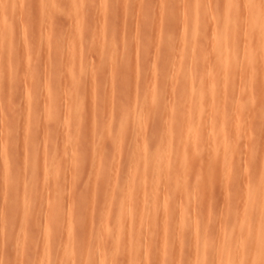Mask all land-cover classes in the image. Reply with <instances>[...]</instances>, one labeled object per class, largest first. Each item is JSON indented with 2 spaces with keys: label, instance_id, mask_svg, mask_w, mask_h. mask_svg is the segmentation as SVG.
Masks as SVG:
<instances>
[{
  "label": "rangeland",
  "instance_id": "obj_1",
  "mask_svg": "<svg viewBox=\"0 0 264 264\" xmlns=\"http://www.w3.org/2000/svg\"><path fill=\"white\" fill-rule=\"evenodd\" d=\"M42 1L15 0L10 11L9 4L6 6L5 0H0V13L10 15L8 17L11 18H20H13L16 22L17 20H20V22L18 21V26L15 27L14 25L6 36L16 42L23 41V39L27 41V49H24L26 54L22 49H19L12 58L13 66L17 70L16 73L19 78L16 77V81L15 79L12 82L10 81L11 85L6 86L3 94L1 93L3 98L6 97L4 102L9 100V106L12 103L8 109L4 102L0 103L2 112H5L3 115L6 116V119H3V116L0 117V131H3L2 122L4 120L3 123L7 122V128L10 131L13 129L14 135H11L12 131L10 135L11 138L12 136L15 137V140L11 139V141L13 140L11 144H9L11 141L4 143V140H2L3 143H0V149L3 146L8 149L7 151L11 154L10 161L15 158L12 156L13 154L16 155V158H19L18 160L15 158V161L10 162V169L20 171L22 175L23 170L29 169L32 162L37 161L36 158L32 157L24 158L23 151L21 152L25 136L20 127L23 126V123H26L23 120L25 116L27 120L26 109L32 104L38 105L37 109L33 110L34 118L30 123L32 129L41 128L40 131H44L43 125L48 121L50 122V120L57 124L54 135L41 133L36 137L43 149L52 146L56 148V161H46L45 158L43 160L39 158L40 161L37 163L36 169L34 168L37 178L32 184L33 191L28 192V194H33L32 204L30 203L32 209L29 210V214L31 217H34L36 213L38 215L39 212L41 213L40 216L42 215V231H40L42 234L37 235L40 242L48 236L44 231L46 229L44 228L45 217L49 214L50 216L60 215L62 222L59 229H55L54 226L50 228L49 237L52 244L53 234L57 235V230L64 231V228L67 227L69 204L81 200L86 195V199L89 200L86 207L90 211L78 213L77 217L80 219L78 225L86 228L89 223L86 230H89L90 225H92L91 232L95 233L105 215L101 213L106 205L105 195L111 192L112 188L111 193L113 194L122 185L123 187L126 185V181H123V178L125 180L126 178L122 176H128L126 173L129 169L126 167H129L135 149L140 145L139 143L145 140L146 145L148 144L149 149L153 151L158 145H164V135L168 130H172L174 143L177 145L182 141L181 120L188 119L187 116L190 113L191 106L188 99L183 95V88H186L187 81L183 80L177 84L180 78L177 80L178 75L175 69L179 61L181 47V23L178 19L167 21L165 18L164 15L168 8L167 5L164 6L166 0H105V2H103L104 0H91V3L89 0H85L84 7L82 5L78 6L81 12L84 10L82 14L83 22L87 18L88 20L85 24L83 23L84 26L82 25L83 27L80 29L75 28V18L78 12L76 9H79V7H74L73 11V7H70L71 4L67 0H60L61 2L57 0L59 3L55 2V6L48 5L42 9L43 7H40ZM222 2L223 0H208L206 6H200L203 9L200 15L207 14V9L210 8H217L218 11H222L225 7ZM2 7L3 9H1ZM22 11L25 14H21ZM79 14L82 16L80 12H78V16ZM104 17L106 18L104 21L106 26L102 20ZM23 19L25 20L24 23H22ZM90 19L92 21L95 19V21L87 23L91 21ZM100 22L103 23L104 28L102 24H98ZM203 25L204 30L205 27L208 29L207 23ZM20 27L24 30L21 31ZM111 35L115 38V44L112 48L106 45L110 42ZM102 43L101 48L104 50L99 49ZM102 50L103 52H100ZM3 57L5 59L6 55H3ZM197 58L200 61V68L204 71L206 66L213 63L208 55L202 54L201 49ZM257 67L259 70H263L264 64H258ZM235 72L237 77L227 91L229 114L223 119L213 118L211 120L212 128L216 130L213 134L220 131L224 132L226 140L231 143L230 146H234L232 151L227 150L225 152V150H222L224 156L229 157V161H227L229 169H221V157L212 159L209 152H202L200 154V168L215 169L211 177L204 182H200V191L196 194L198 201L187 210L189 215L191 212L190 216L195 215L197 217L200 230L203 228L209 230L210 237L212 236L215 239H222L231 231V229L223 228L220 224V220L227 209L232 206L243 208L245 201L242 196L237 195L238 190L244 185L256 189L261 183L260 176L264 154V116L260 113V107L264 106V81L255 80L253 83L250 82V84L252 83L251 94L255 101L250 106H245L246 110L243 118L247 120L246 117L248 119L253 117L250 123L252 129L250 133L239 132L236 130L235 125L236 116H238L235 107L237 108L236 105L240 101L239 99L243 100L242 98L246 94L244 86H246L249 79L245 78V72L239 69ZM180 89H183V91H178ZM49 100L52 102H49ZM49 103H52L54 108L48 107ZM203 105L204 116L200 119V145L208 148V141H210L212 134H210L209 125H205L207 124L205 122H209L206 111L210 106L219 108L220 102L218 99L213 103L206 100ZM68 107L72 110L70 116L66 110ZM248 111L249 116L246 114ZM53 112L55 117L50 119L49 116ZM139 117L143 119L141 125L137 124V118ZM14 123L18 124L17 126L21 130ZM66 123L70 125V137H68L65 129ZM13 124L14 128L12 127ZM17 129L20 131H16ZM117 131L121 133L124 139L121 142L125 141L124 145H119L120 147L114 145V141L117 140ZM128 139H131L130 142ZM139 139L140 141H138ZM20 140H22V143ZM14 141L15 143H13ZM136 141L139 143L137 144ZM134 144L138 147L135 148ZM150 145H152V149ZM188 148L189 146H186V149ZM176 151L174 150L172 153ZM136 161L139 167L148 173L155 169L152 164L153 160H147L141 153L137 154ZM51 164L54 171L47 175L46 172L52 167ZM190 164L184 170L177 163L173 164L172 170L169 169L179 175H186L187 173L189 178L192 179L197 165L192 163L191 166ZM120 166L124 170L126 168L127 171H122ZM118 167L120 168L117 169ZM236 169L239 170L238 173ZM158 170L160 173L156 175L157 183H152V177L150 176L151 178L136 193L147 196L152 191L158 193L165 191L168 197L176 198L178 191L185 189L184 182L179 181V183H176L170 176L172 175L170 172H164L162 169ZM191 171L192 176L190 175ZM2 172L0 165V196L3 195V187L8 186V180ZM53 174L57 176L60 187L55 188L52 186L51 178ZM116 184H119V186L117 187ZM115 185L117 188H115ZM73 188L75 189L73 190ZM254 192L255 194L259 193L257 190ZM11 196L10 198L9 196L8 198H6L7 196L0 197V212L4 213L6 211L3 214L5 219L1 218L3 216L0 213V223L4 226L3 228L0 224V237L4 234L1 237L3 242L0 238V248L2 250L6 248L4 249L5 253L3 252L5 256L0 249V264H13L19 260L17 259L19 256L15 249L14 238L17 239L21 235V231H19L20 210L11 209L14 203ZM3 198L5 199L3 200ZM35 200H38L36 202L38 206ZM33 203L36 208L32 206ZM24 204L29 205V202L25 201ZM56 205H59L57 210L54 209ZM2 208H7V210L3 211ZM250 213V217L245 219L244 225L252 224L255 221L257 213L255 204H253ZM13 215H17L16 219L13 218ZM153 215L158 220H164L163 209L157 208ZM170 215H173L172 210ZM2 219L3 223L7 221V224L6 222L3 224ZM12 225L16 227L14 228ZM30 229L28 231L29 235H33L34 231L32 232ZM33 230L37 231L36 229ZM152 234L157 235L156 238L160 237L158 236L160 235L159 231H153ZM11 235H13L12 239L9 238ZM122 235H125V233L123 232ZM30 237L26 239L28 247L31 245V242L28 241ZM199 240L200 247L206 249L212 247V242L208 238L205 240L200 237ZM192 245H194V241L190 240L183 249L184 253L191 255L188 261L189 264H193L195 260L192 255L194 252ZM40 247L39 250L30 247L31 249L28 248V252L29 255L34 253L31 255L32 258L37 256L35 253H39L36 259L38 260L40 257L38 260L40 264H45V258H43V255L40 256ZM94 247L95 239H92L85 246H75L72 253L79 255L81 258L84 250H91ZM57 254L58 251L56 256H58ZM206 257L207 255L204 256V259ZM118 261V255H111L110 264H117ZM64 263L65 261L56 257L50 264ZM129 264H137V260L133 259ZM138 264H141V262Z\"/></svg>",
  "mask_w": 264,
  "mask_h": 264
},
{
  "label": "bare ground",
  "instance_id": "obj_2",
  "mask_svg": "<svg viewBox=\"0 0 264 264\" xmlns=\"http://www.w3.org/2000/svg\"><path fill=\"white\" fill-rule=\"evenodd\" d=\"M13 1L15 0H5L6 6H8L9 4V9L13 8ZM59 1L43 0L42 2H40L42 3L40 4V7H43L42 9H44L48 5L52 7L55 6V2L59 3ZM84 1L85 0H67V2L71 4L70 7H73V11L74 7H79L78 5H82V7H84L87 0L85 2ZM89 1L91 3V0ZM103 2H105V0ZM207 3L208 0L165 1L164 6L167 5L168 8L164 16L167 21L178 19L180 20L179 23H181V47L179 52V61L176 64L175 69L178 75L177 80L178 78H180L177 81V84L181 83L183 80L187 81L186 88H183V95L186 99H188L189 105L191 106L190 113L187 116L188 119L181 120L180 127L182 129V141L177 145L174 143V134L172 130H168L164 135V145H158V147L153 151L149 149L150 147L148 146V144L146 145L145 140H142V143L136 141L137 144L139 143L140 145L138 147L135 146L136 144H134V147L138 148L135 149V154H133L132 161L130 159L131 162L129 167H126L129 170L127 171L126 168L124 170L120 166L122 168V171H127L126 174H128V176L121 175L122 177L126 178V180L123 178V181H126V185H124V187L122 185L123 188L119 187L120 189H118L117 192L114 191L113 194L111 193L113 191L112 188V191L108 192L105 195L106 205L101 212L105 215L103 216V220L101 221L102 223L100 224L99 228H96L95 233L91 232L92 230L90 228L92 225H90L89 230H86L89 223L86 225V228L78 225V223L80 222V219L77 217L78 213L82 211H90L86 207L89 200L86 199L87 195L85 194L86 196L82 197L81 200H76V202L71 201L72 204H69L70 206L68 207L67 213V227L66 229L64 228V231L57 230V235L53 234L52 244L49 237L50 228L54 226L55 229H59L62 220L60 219V215L50 216L49 214L47 215V217H45L44 228L46 229H44V231L48 236L45 240H43L41 236L42 242H40V238L37 235L40 233V231H42V215L40 216V212L38 213V215H36L37 213L34 214V217H31V215L29 214V210L32 209L30 203L32 204L33 194H28V192L33 191L32 184L37 178L35 169L40 159L43 160L45 158L46 161H56V148L52 146L50 148L43 149L37 141L36 137L41 133H44L46 135L51 133V135H54L57 124L54 121L50 120V122L48 121V123H45L43 125L44 131H40L41 128L32 129L30 123L34 118L33 110L37 109L38 105L32 104L26 109L27 120L25 119L26 116L23 119L26 123H23V126L20 125L22 126L20 128H22L23 135L25 136V140H23L24 144L22 143V140H20V142L22 143V147L20 146L22 149L21 152L23 151L24 158L32 157L36 158L37 161L32 162L31 167L29 169L23 170V173L21 175L20 171H12V168L10 169V162L15 161L16 159L18 160L19 158H16V155L13 154L12 156L16 159L13 158L14 160L10 161L11 154H9V152L7 151L8 149L4 146L0 149V165L3 170L2 173L3 176H5L8 180V186L5 185L3 187L4 192L2 191L3 195L0 197L7 196L6 198H8L9 196L10 198V196L12 195L11 197L13 198L14 203L11 206V209L20 210V230H18L21 231V235L19 237L17 234V239L14 238L15 249L17 251V255L19 256L18 258L16 256V258L19 260L18 262L14 261L17 263H13L12 261L13 264H40V261H38L40 257L38 260L36 259L39 253H35L37 256H34L32 258L31 255H33L34 253L31 252L32 254L29 255L28 252V248L30 247H33L34 250H39L40 245V256L43 255V258H45V264H50L56 257H59L60 259H62V261H65L64 264H110L109 261L111 255L113 254H116L119 257V261L117 264H129L133 259L137 260V264L139 262H141V264H189L188 261L190 260L191 255L189 256L188 254L184 253L183 249L185 248L187 242H189L190 240L194 241V245H192L194 247V252L192 253V255L195 259H192L194 260L193 264H264V154L262 173L260 176V186H258V188L256 189H252L249 186L245 185L241 187L238 190L237 195L242 196L245 201L243 208L241 206H232L228 208L226 213L220 220V224L223 228L231 229V231H229V233H227L225 237L222 236V239H215L212 236L210 237V231L204 228L200 230L197 217L195 215L193 217L190 216L191 212L189 215L187 211L198 201L196 194L200 191V182H204L209 177H211L215 169L212 168L210 170H206L200 168V154L206 151L207 153L209 152L212 159L221 157V169H229L227 165L229 157H225L223 151H232L234 149V146H230L231 143L226 140L224 132L220 131L216 134H213L216 130L212 128L211 120L213 118H217L218 120H220L227 117V115L229 114V110L227 109L229 105L227 99V91L231 88V83H233L237 77L235 71L239 69L245 72V78L247 77L249 79L246 86H244L246 94L245 96H243V100L239 99L240 101L237 102V108L235 107V109H237L236 113L238 115L236 116L235 125L236 130L239 132L250 133L252 129V127H250V123L252 122L251 118L253 117L249 119L246 117L245 119L247 120H244L243 118L246 110L245 106H250L255 101L254 97L251 94L252 83L255 80L264 81V69L259 70L257 67L258 64H264V0H223L222 3L225 7L222 11H218L217 8H210L207 9V14L201 16L200 14L203 9H201L200 6H206L205 4ZM1 9H3V7ZM76 10L80 12L81 15L84 13V10L81 12L80 7ZM78 12L76 13L77 15L75 18V28L80 29L84 26L88 18L85 19V22H83V15L80 16L79 14L78 16ZM21 14L25 13H23L22 11ZM8 16L4 13L2 14V16H0L1 104L6 99V97H4L5 99L3 98V95H1V93L3 94L6 86L11 85L10 81L12 82L13 79H15L16 81V77H18L16 73L17 70H15L13 66L12 58H14L13 56L16 55L19 49H22L25 54L26 50L24 51V49H27V41H24L25 39H23V41L18 40L19 42H16L6 36V34L9 33L8 31H10L12 27H14V25L16 27L18 21L20 22V20H17V22L16 20H14L16 17H13V19ZM18 18L19 17H17L16 19ZM105 19V17L102 19L103 22L105 21ZM24 21L25 20L23 19L22 23H24ZM46 21L48 22V20ZM91 21L87 23H93L95 19L92 22ZM205 23L208 24V29H206L205 27L204 30L202 26H204L203 24ZM98 24H102L103 27L102 22ZM104 25L106 26V23ZM87 27L89 26L87 25ZM22 29L20 27L21 31ZM111 34L113 35V33ZM112 35V38H109L111 39L110 42L106 44L111 48L114 47L115 44V38ZM101 46H103V43L102 45H100L99 49H103L101 48ZM200 49L203 55H208L211 61H213L212 64L206 66L205 71L200 68V61L197 58V55H200ZM103 50L100 52H103ZM3 55H6L5 59ZM250 82L252 83L250 84ZM207 83L208 85L206 86ZM183 89H180L178 91H183ZM217 99L220 102V107L213 108L210 106L206 111V113H208L206 117L209 122H205L207 123L205 125H209L208 128L210 134H212L210 141H208L209 144L207 148L203 145H200V119L204 116L203 103L206 100L209 101V103H213ZM8 101L4 102L7 109L11 106L12 103L11 102L9 106ZM49 102L52 101L49 100ZM53 106L54 105H52V103H49L48 105V107ZM1 108L2 107L0 106V117L3 116L2 118L6 119V116L4 117L5 114L3 115V113L5 112H2ZM7 109L5 108V110ZM66 110L68 111V114L70 116L72 111L70 110V107H68ZM260 111L261 115L264 116L263 105L260 107ZM246 114H248L249 116V111L248 113L246 112ZM54 117L55 116L53 112L50 114L49 118L54 119ZM245 121H248L249 124ZM3 122V129L1 127L3 131H0V143H8L11 141V139L15 140V137L12 136L11 138V135H14L13 129L11 128V131L13 132L11 134V131L7 128V122ZM140 123H143V119L139 117L137 118V124ZM14 124L12 126L13 128ZM17 125L15 124V126ZM17 127L19 128V126ZM65 129L68 133V137H70V125H68V123H66ZM16 131H18V129ZM116 136L117 140L114 141V145H117L118 147L125 141H123V143L121 142L124 139L122 138L119 131L116 132ZM143 139L145 138L143 137ZM2 140L4 141L2 142ZM12 141L9 144H11ZM138 141H140V139ZM13 143H15V141ZM150 146L152 149V145ZM186 146H189V148L186 149ZM174 150L177 151L175 153H172ZM140 153L143 155V157H146L147 160H153L152 164L155 169H153L151 172H146L137 164V154ZM40 154L42 155L41 157L39 156ZM175 163L179 164L182 170H184L185 167L189 164L192 166V163H195L197 166H195L196 170L194 177L190 179L189 174L187 173L186 175H179L177 173H174L173 171L171 172V167H173V164ZM120 167H118L117 169H119ZM158 169H162L164 170V172H170L172 174L170 176L173 178L174 182H184L185 189H180L177 193L176 198L168 197L165 191L162 193L152 191L147 196L136 193L137 190L140 187L144 186L151 177V182L157 183L156 175L160 173ZM53 171L54 167L52 165V167L47 170L46 174L48 175L50 172L53 173ZM236 172L238 173L239 170L236 169ZM190 175L192 176V171ZM51 179L52 186H54L55 188L60 187L57 176H54L53 174ZM116 185L115 188L119 186V184L117 185V187ZM74 189L75 188H73V190ZM255 190H257L259 193L255 194ZM34 196L36 197V194ZM75 197L73 196V198ZM4 199L5 198H3V200ZM25 201H28L29 205H25ZM37 201L35 200V203ZM253 204H255V210L257 212L255 221L252 224L248 223L247 225H244L245 219L250 217V212L252 210ZM36 205L34 207L33 203L32 206L36 208ZM58 208L59 205H56L54 209L57 210ZM157 208L163 209V221L158 220L153 215ZM4 210H7V208L3 209V211ZM171 210L173 211V215H170ZM5 212L0 213L3 216ZM16 216L17 215H13V218L15 217L16 219ZM4 217L5 216L1 218ZM5 222L7 224V221ZM1 227L4 228L2 224ZM29 228H31L30 230H32V232L34 231L33 235H29ZM33 229H36L37 231L35 232V230ZM153 231H159L160 235L158 236L160 237L156 238L157 235H153ZM12 232L15 233V231ZM123 232L125 233V235H122ZM40 234H42V232ZM3 235L4 234H2L1 237H3ZM28 237H30V240H28L29 242H31L30 247H28L26 244V239ZM200 237L205 240L206 238H208L209 241L212 242V247L210 249L200 247ZM9 238L12 239L13 235H11ZM92 239H95V247L91 250H84L81 258L79 257V255H74V253H72L75 246H85L89 244ZM1 242H3V240ZM0 249L2 250V248ZM4 249L6 248H3V250L1 251L2 254L3 252L5 253ZM57 251L58 256H56ZM10 253L12 254V252ZM205 255H207V257L204 259Z\"/></svg>",
  "mask_w": 264,
  "mask_h": 264
}]
</instances>
